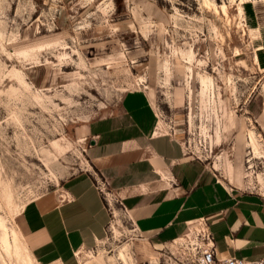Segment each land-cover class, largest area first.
<instances>
[{
    "label": "rangeland",
    "instance_id": "obj_1",
    "mask_svg": "<svg viewBox=\"0 0 264 264\" xmlns=\"http://www.w3.org/2000/svg\"><path fill=\"white\" fill-rule=\"evenodd\" d=\"M258 2L0 0V264H39L23 208L89 167L82 126L134 88L190 155L264 196V71L243 10ZM110 210L80 264L190 262L185 238L156 248L118 202Z\"/></svg>",
    "mask_w": 264,
    "mask_h": 264
},
{
    "label": "crops",
    "instance_id": "obj_2",
    "mask_svg": "<svg viewBox=\"0 0 264 264\" xmlns=\"http://www.w3.org/2000/svg\"><path fill=\"white\" fill-rule=\"evenodd\" d=\"M255 66L264 71V2L243 6ZM89 167L22 210L25 243L39 264H80L106 238L118 202L156 248L179 242L205 218L219 257L264 256V196L221 179L163 129L147 90L126 91L82 126ZM106 187L105 191L100 188Z\"/></svg>",
    "mask_w": 264,
    "mask_h": 264
},
{
    "label": "built area",
    "instance_id": "obj_3",
    "mask_svg": "<svg viewBox=\"0 0 264 264\" xmlns=\"http://www.w3.org/2000/svg\"><path fill=\"white\" fill-rule=\"evenodd\" d=\"M102 191L106 190L101 185ZM186 244L188 247L187 261L193 264H264V256L258 259H247L237 256L219 257L218 248L212 232L208 228L205 218H199L192 222L188 232L185 234ZM190 262L184 264H191Z\"/></svg>",
    "mask_w": 264,
    "mask_h": 264
},
{
    "label": "bare ground",
    "instance_id": "obj_4",
    "mask_svg": "<svg viewBox=\"0 0 264 264\" xmlns=\"http://www.w3.org/2000/svg\"><path fill=\"white\" fill-rule=\"evenodd\" d=\"M183 238H185V239H186V237H183ZM183 238H182V239H183ZM182 239H181V240H182ZM121 254H123V253H121ZM81 264H86V263L82 262Z\"/></svg>",
    "mask_w": 264,
    "mask_h": 264
}]
</instances>
